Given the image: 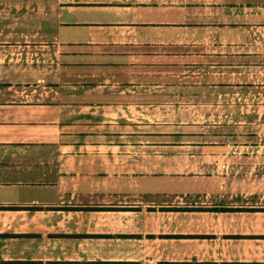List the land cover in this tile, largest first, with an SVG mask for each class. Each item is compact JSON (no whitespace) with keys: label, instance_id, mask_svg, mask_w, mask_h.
I'll return each mask as SVG.
<instances>
[{"label":"crops","instance_id":"obj_1","mask_svg":"<svg viewBox=\"0 0 264 264\" xmlns=\"http://www.w3.org/2000/svg\"><path fill=\"white\" fill-rule=\"evenodd\" d=\"M0 19V264H264L235 145L178 155L184 134L142 120L164 98L168 114L183 94L255 83L264 0H0ZM200 158L220 181L196 176Z\"/></svg>","mask_w":264,"mask_h":264},{"label":"rangeland","instance_id":"obj_2","mask_svg":"<svg viewBox=\"0 0 264 264\" xmlns=\"http://www.w3.org/2000/svg\"><path fill=\"white\" fill-rule=\"evenodd\" d=\"M37 48L38 46L36 45V55L33 61L29 63L32 64L34 62V65H43V62L47 63L50 60L49 56L43 52L41 53ZM7 54V56H10L9 52ZM195 54L196 62H227V64L236 62L238 64V60H244L228 52L222 55H219L218 52L212 53L207 58H203L204 53L202 54V52H196ZM4 56L0 54V62H10ZM253 61V65L256 66L252 69L248 68V70L254 73L252 75L250 73L247 74L249 77L252 76L250 79L255 82L252 85L228 88L227 94L219 93L220 95L215 94L220 89L214 88V94L211 96L208 97L206 94H201L195 100H193V97L183 94L179 96L176 104L173 103V108L176 111H173V113L168 112V114L166 112L167 110L170 111L168 108H170L172 102L170 99L165 100L164 98L160 111L154 116L148 113L146 119L142 120L148 126L153 120L162 126L163 131H172L173 134H176L175 131L178 130L179 134H184L181 137L179 136V139L183 140V144L179 142L177 143L179 144L178 146L172 147V152L178 155L186 156L189 153L203 154L211 151L212 155L216 156L219 153L217 151L219 149L222 150V148H209L204 147V145L224 140L235 145L233 150L237 149V152H240L243 158L237 159V162H239L237 164L236 161L229 162L228 172L232 176L240 177V189L243 188L244 192L259 195L250 199L243 197L245 205L264 206V74L260 75L259 73H264V57L254 58ZM11 62H19L21 64L22 61L12 60ZM226 70H234V68L228 67ZM195 71L197 72L198 70L195 68ZM186 74V69L184 72H182V69L179 70L180 88L186 87ZM256 74L258 78L254 79ZM203 95H206V97ZM256 111H258L257 115ZM167 125L170 127L166 128ZM176 125L179 126L178 129ZM187 132L194 133V138H189L190 133ZM166 148L163 147V154L170 153V148L169 151ZM251 152L253 155L258 156L251 158L249 156ZM180 159L179 169L187 170L188 161H184L183 157H180ZM214 160L200 158L199 163H195L194 166L196 176L213 177V180L207 179L209 182L220 181L218 170L221 169V165L215 163ZM202 179H199L201 183ZM260 198L261 200H259Z\"/></svg>","mask_w":264,"mask_h":264}]
</instances>
